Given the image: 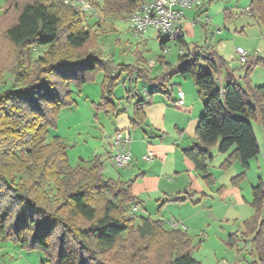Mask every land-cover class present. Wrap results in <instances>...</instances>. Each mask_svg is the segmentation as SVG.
<instances>
[{
  "label": "trees",
  "instance_id": "obj_1",
  "mask_svg": "<svg viewBox=\"0 0 264 264\" xmlns=\"http://www.w3.org/2000/svg\"><path fill=\"white\" fill-rule=\"evenodd\" d=\"M101 1V16L125 17L136 4ZM248 9L264 24V0H251ZM0 15L8 17L0 21V32L14 48L11 85L0 93V240L41 249L50 264H201L192 257L185 232L166 230L151 217H141L136 225L126 215V207L136 200L130 182L106 178L98 157L71 166L68 145L51 131L60 109L71 104L69 83H84L88 72L103 71L101 105L117 111L111 100L118 77L111 62L98 57L96 34L83 24L85 14L62 0H6ZM167 41L165 37L160 42L161 49ZM173 41L186 49L178 56L179 63L152 78L138 68L136 80L157 84L158 91L166 92L168 77H191L204 96L203 113L194 131L197 142L183 155L211 185L214 179L207 171L211 146L220 153L231 150L222 166L236 160L247 169L259 153L252 120L262 122L264 135V85L242 87L215 50L188 46L182 31ZM34 48L45 50L31 59ZM241 63L246 79L254 67H264V58L246 56ZM69 68L75 72L56 83L55 74ZM79 69L87 73L80 74ZM221 71L223 84L218 78ZM148 104L134 103L133 126L144 123ZM243 177L241 172L232 183ZM252 193L255 214L245 222L244 233L254 242L253 264H264L260 221L264 184L259 182Z\"/></svg>",
  "mask_w": 264,
  "mask_h": 264
},
{
  "label": "rangeland",
  "instance_id": "obj_2",
  "mask_svg": "<svg viewBox=\"0 0 264 264\" xmlns=\"http://www.w3.org/2000/svg\"><path fill=\"white\" fill-rule=\"evenodd\" d=\"M5 1L0 0V14L5 6ZM88 1L92 4L94 10L91 14L84 15L83 24L96 34L95 47L98 57L102 60H109L115 69L114 72L117 74L118 82L114 86L113 94L116 98L125 94L124 79L129 77L130 70L133 71L132 74L135 80L138 68L146 70L149 74H155L163 57L173 62L182 51H186L183 46L173 40L167 41L161 49L160 42L165 40L166 35L160 34L152 28L148 29L145 34L146 41L134 38L128 29L126 16H101L99 6L102 1ZM203 1L207 4L206 10L200 20L196 22L194 27L195 37L188 39L193 40V42L197 41L198 44L202 45V51L204 52L215 50L226 62V69L234 72L242 87L246 88L248 83L251 85V80L253 83H259L258 81L264 79V67H254L245 79V69L242 67L239 55H236V47L239 46L246 52L251 53L252 58H264V24L244 11L249 4V0H214L210 3L209 0ZM227 11H231V18L225 21L224 16ZM7 18V16L0 15V21L4 22ZM204 24L208 26L207 30H204ZM223 24L225 28H223ZM218 28L223 32L220 35L216 34ZM153 32L158 33V37L151 36V38H148L150 34H154ZM44 50L45 48H34L31 52V59ZM13 59L14 48L5 40L3 32H0V93L11 85L12 76L9 70ZM151 63L157 66L152 68ZM81 70L79 69V71ZM74 72L75 69L72 68L59 70L54 76L55 82L58 84L63 82ZM86 73V70H82L80 74ZM103 74V71L88 72L86 77H91L87 81L88 86H92L93 79L97 78V80L101 79V89ZM173 77L175 82H171ZM179 78H185V81L179 82ZM173 82L181 83V90L184 94L186 90H192L193 95L199 101V112H197L199 118V115L203 113L204 96L198 94L197 88L188 75L175 74L168 77L165 81L167 92L158 91L157 84L138 81L135 90L136 95H141L144 89L150 90L152 101L160 97L170 112H175L183 120L187 118V113L169 99L170 87L177 88L178 86ZM78 85L76 81L70 82L69 89L73 90L74 94L71 92L69 97L77 96ZM68 106L66 105L63 108ZM79 113L76 112L75 116L69 115L67 117L70 118V121L84 120L86 117L84 111L79 110ZM66 114H68L67 110L61 112V115ZM169 121L172 120L168 116L165 123H169ZM57 123H59L58 119L56 127L51 130L52 133L55 134L54 130H56L66 135V132ZM252 126L260 151L256 157L249 160L247 169H243L236 160L222 166L231 150L227 153H220L217 151V146H211L208 150L211 159L207 161V171L215 180V187L206 185L202 178L203 174L194 169L187 158L184 157L183 160L190 166V170L181 167L180 174L174 180L170 179L175 174L170 172L171 166L169 163L160 172L163 176V189L181 187L179 194L183 196L182 201H176L178 203L174 204L168 201L167 197L158 198L154 194L145 195L136 211L132 210L134 204L126 207V215L128 217L132 216L136 225L141 217L150 216L152 219L163 221V223L165 220H169L166 221L168 227H163L166 230L174 229L169 226L170 222H177L179 227L175 229L188 235L191 242V255L201 264H253V261L257 259L256 249L252 236H246L244 233L246 231L244 224L255 214V208L250 202L251 189L259 182L264 184V135L260 120H252ZM155 134L169 136L170 132L161 135ZM104 135L105 133L101 135L100 139L105 143ZM192 136L193 133L190 134L189 131H186L184 144H182L184 147H192ZM171 139L172 137H169L167 140ZM77 141L72 144L71 141L67 150L68 162L71 166L87 161L81 158L80 155L88 157L92 147L90 142L85 141V139ZM76 143L78 144L75 145ZM106 145L109 149V145L107 143ZM104 169H107L104 174L106 177L110 176L109 172L115 178L117 172L121 173L126 168L116 169V167L106 164ZM241 172H244V177L238 182L237 191H240L243 197L240 194L239 196L235 195L230 190L234 186L232 180ZM201 192L204 193L201 194ZM261 215L260 219L264 221V201ZM49 259L47 253L41 249H29L11 240H0V264H50Z\"/></svg>",
  "mask_w": 264,
  "mask_h": 264
},
{
  "label": "crops",
  "instance_id": "obj_3",
  "mask_svg": "<svg viewBox=\"0 0 264 264\" xmlns=\"http://www.w3.org/2000/svg\"><path fill=\"white\" fill-rule=\"evenodd\" d=\"M213 1L214 0H209V3ZM250 2L251 0H249V4L247 5L246 10L244 11L248 12L250 16H252L254 19H257V21L259 22L257 15L254 12H250V10L248 9L250 6ZM206 6V2L200 0L197 5L184 12L183 20L177 24L179 29L183 32L184 41L185 43H187L188 46L196 45L199 47H203L202 45L198 44L197 41L193 42V40H189L188 38L195 37L194 27L196 25V22H198L200 18L204 15L203 13L206 10ZM230 13L231 11H227L225 13V21L231 18ZM206 24H204L203 26L204 30L208 29V26H206ZM225 25L223 24V28H225ZM221 32L222 31L218 28L216 34L220 35ZM153 33L154 34H150V37L148 38H151V36L158 37V33ZM142 39L143 41L147 40L145 36ZM238 47L239 46L236 47V55L238 54ZM250 55L251 53L246 52V56L251 57L252 55ZM178 63V57L173 62L163 57L160 61V65L157 72L155 74H149V76L152 78L156 75H159L165 69L177 65ZM150 66L152 68H155L157 65L151 63ZM223 75L224 71H221L218 75L221 84H223ZM86 78L87 79L84 83H80L78 85L77 96L70 97L71 104L66 108L60 109L59 111V123L57 124H59L63 128V130L66 132V135L54 130L55 134L58 135L62 139V141H64L68 146L71 141L72 144L78 142L77 140L80 139H85V141L90 142L92 147L90 149V153H88V157L81 155L80 157L84 160H90L93 157H98L104 163L105 168L106 164H110L111 166H114V164L110 158V150L108 149L106 143L102 142L100 139L101 135L103 133H112L117 130H127L132 138V141L129 145V150L132 154L133 160L131 164L126 167V169H124L121 173L117 172V177H112L111 173L109 172L108 174L110 176H104L106 178L119 179L121 181L130 182L131 192L136 198L135 202L132 203L134 205L140 206L139 203L142 202L141 199H143L145 195L149 196L150 194H154L158 198L167 197L168 201H171V203H178L176 202V199L183 198V196L179 194L181 187H174V189H163V176L160 174V172L162 169L165 168L166 164L169 163L171 166L170 172L175 174V176H173V178L171 177L170 179L174 180L177 175L180 174L181 167L186 168L185 170H190V166L186 164V162H184L185 160H183L185 157L183 155V150L188 148L184 147V145L182 144H184V137L186 135V131H189L190 134L193 133V141H191L192 145L197 142L194 131L199 119L197 115V112H199V101L193 95L192 90H186V93L184 94L181 90V83H174V77L171 79V82L174 81L173 83L178 86L177 88H173V86L170 87L171 93H169V99L173 103H175L176 106L181 107V109L184 110L185 113H187V118L181 120L175 112H170L169 108L166 104L163 103L164 101L160 97H158L155 101H152V97L148 95V92H150V90L147 91L144 89L141 95H136L135 90L137 89L138 81L141 80H135L134 76L131 75L124 79L125 94L117 98L115 94H113L111 102L116 106L117 109V111L113 113L109 109L101 105V79H93L94 82H92V86H88L89 83H87V81L90 80L91 77L88 76ZM179 79V82H182V80H184L185 78ZM262 80L258 81L259 83H253V81L251 80V86L264 85V81ZM164 87H166V83H164ZM128 90H130L131 92L126 95V92ZM71 92L73 93L74 91L72 90ZM179 92H181L183 96L181 104H177ZM138 100H143L144 102L149 104L146 105L144 108V123L140 126H133L131 123V119L133 116L134 103ZM64 110H67L68 114L61 115V112ZM79 110L84 111V113L86 114L84 120L76 119L74 121H70V118L67 116H75L76 112L79 113ZM168 116L171 117L172 121H169V123H165V120ZM200 116L201 115H199V117ZM64 126L66 127L64 128ZM153 130L156 131L155 133L159 135L166 134L167 132H170V135L158 136L154 133ZM169 137H172V139L167 140ZM77 144L78 143H76L75 145ZM148 151H152L154 157L150 162H145L141 159V156L147 153ZM187 161H189L192 167L194 168L192 162L188 159ZM106 170H103V174H105ZM215 183L216 182L214 180L210 187H215ZM238 184L239 183L235 184L230 190L235 195L239 196L240 194L241 197H243L242 193L240 191H237ZM252 191L253 188L251 189L250 202H252L253 200ZM202 193L204 192H201V194ZM166 221L169 220H165L164 223L162 221V225L164 228L168 227ZM260 221L264 223L262 219H260Z\"/></svg>",
  "mask_w": 264,
  "mask_h": 264
},
{
  "label": "built area",
  "instance_id": "obj_4",
  "mask_svg": "<svg viewBox=\"0 0 264 264\" xmlns=\"http://www.w3.org/2000/svg\"><path fill=\"white\" fill-rule=\"evenodd\" d=\"M63 2L83 14H91L94 10L88 0H63ZM199 2L200 0H136L135 7L126 15L128 29L137 39H142L147 30L152 28L166 35L168 40H174L181 31L177 24L183 20L184 12ZM237 53L241 60L246 57V52L241 47L237 48ZM178 95L177 104H181L182 93L179 92ZM104 141L109 145L110 158L116 168H126L131 164L133 158L129 145L132 138L127 130L105 133ZM153 157V152L148 151L141 156V159L150 162ZM137 208V205H132L133 211ZM169 226L175 229L179 224L170 222Z\"/></svg>",
  "mask_w": 264,
  "mask_h": 264
}]
</instances>
